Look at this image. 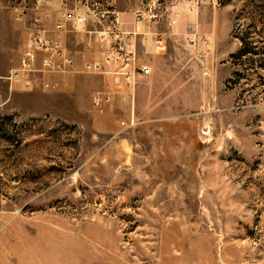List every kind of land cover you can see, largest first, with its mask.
Returning a JSON list of instances; mask_svg holds the SVG:
<instances>
[{"label": "rangeland", "instance_id": "obj_1", "mask_svg": "<svg viewBox=\"0 0 264 264\" xmlns=\"http://www.w3.org/2000/svg\"><path fill=\"white\" fill-rule=\"evenodd\" d=\"M154 1L87 0L136 30L176 20L170 98L183 109L135 111L123 127L128 109L90 105L89 89H25L50 95L48 110L9 90L19 13L35 0H0V264H264V73L229 57L239 23L261 46L259 0H159V21L134 18ZM64 5L86 0H44L43 12Z\"/></svg>", "mask_w": 264, "mask_h": 264}, {"label": "built area", "instance_id": "obj_2", "mask_svg": "<svg viewBox=\"0 0 264 264\" xmlns=\"http://www.w3.org/2000/svg\"><path fill=\"white\" fill-rule=\"evenodd\" d=\"M44 0H35L29 15L22 12L24 37L18 62L2 76L8 81L9 90L19 83L24 89H31L35 83L44 90H56L59 82L46 79L50 74H65L74 70V59L69 52L66 36L69 32H83L86 35L85 46L92 50L97 45L100 57L86 60L82 70L90 74H110L113 87L96 89L91 94V104L101 106L110 104L117 99L129 101V116L121 120L123 127H132L139 123L134 112V88L138 78L146 77L151 67L141 62L136 52V36L138 30L126 28L119 11L94 9L86 0L85 8L74 10L66 5L57 9L51 26L45 23L43 13ZM137 20L159 21L161 2L155 0L148 8H138L133 12ZM170 25L176 20L167 16ZM154 42L161 45V35H155Z\"/></svg>", "mask_w": 264, "mask_h": 264}, {"label": "crops", "instance_id": "obj_3", "mask_svg": "<svg viewBox=\"0 0 264 264\" xmlns=\"http://www.w3.org/2000/svg\"><path fill=\"white\" fill-rule=\"evenodd\" d=\"M56 10H52L44 13L45 23L47 26H51L52 20L56 15ZM122 15V14H121ZM123 18V16H122ZM124 19V18H123ZM128 28L127 26H125ZM133 28V27H132ZM174 24L170 25L168 19L157 25H151L147 28H138V35L136 36V52L141 62H145L150 65L151 72L148 76L138 78L134 88V106L138 112H156V111H171L173 109L182 110L179 99L177 100V106H174L171 101V95L173 84L170 82L171 76L175 75L178 80L181 79V71L172 72L171 66L174 62L172 55V43L170 40V32L173 30ZM135 29V28H133ZM159 34L162 37L161 45H157L154 42L155 35ZM86 35L83 32H69L66 36V43L70 54L72 55L75 66L74 70L65 74H53L49 76L50 81L59 82V87L53 90L54 98H59L62 92L65 91H79L83 92L87 89L89 103L91 105V94L95 89H92L91 81L94 77L101 76L103 79L112 77L110 74H90L85 73L82 70V63L86 60L97 59L100 57V53L97 49V45L94 44L92 50H89L85 46ZM180 65L181 60L175 61ZM178 84V83H177ZM15 88L21 89L19 83L14 84ZM91 87V88H90ZM23 89V88H22ZM22 97L28 99L30 102H34L35 108L42 110L50 109V95L46 93H39L38 91L20 90ZM176 94L180 95V90H176ZM43 102V103H38ZM117 105L124 106L129 110V101H121L115 99ZM157 119L156 116H151L149 120ZM140 138V137H139ZM144 141V140H143Z\"/></svg>", "mask_w": 264, "mask_h": 264}, {"label": "trees", "instance_id": "obj_4", "mask_svg": "<svg viewBox=\"0 0 264 264\" xmlns=\"http://www.w3.org/2000/svg\"><path fill=\"white\" fill-rule=\"evenodd\" d=\"M246 7H247V4H244V8L240 10L239 14L241 16H243V14L246 13ZM259 8L263 10L264 12V0H259ZM256 21L262 22L264 25V17H261V15H260V18H258ZM241 25L242 24L240 23L238 25H234V28L232 30L233 36L236 37L240 41V46L235 52L231 53L229 57L236 64H239V65L247 64L248 68L254 71L255 73L258 72V69H261L264 73V57L259 59L258 61L255 59L246 57V55L248 54H255V53H260V54H263L264 56V27L262 28L261 31L258 32V36L260 39H258L257 41L261 43V46L257 50L255 49L257 47V45L254 44L255 40L251 39V35H250L251 32L247 30L249 26L240 27ZM234 76L239 77L240 72H238V70L233 71L232 76L229 79V81H231ZM260 77L264 82V75Z\"/></svg>", "mask_w": 264, "mask_h": 264}]
</instances>
